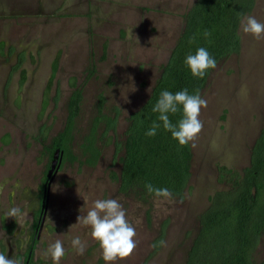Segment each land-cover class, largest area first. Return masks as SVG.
Wrapping results in <instances>:
<instances>
[{
	"label": "rangeland",
	"instance_id": "1",
	"mask_svg": "<svg viewBox=\"0 0 264 264\" xmlns=\"http://www.w3.org/2000/svg\"><path fill=\"white\" fill-rule=\"evenodd\" d=\"M200 1L0 0V216L18 208L20 216L8 219L23 237L38 220L53 160L48 148L66 127L73 91L83 95L71 145L77 160L61 164L52 182L32 264H52L44 253L56 240L65 248L60 264H105L90 230L77 223L96 199L118 200L136 230L135 251L116 264H185L202 216L230 189L220 168L244 174L251 166L264 133V38L239 28L238 52L215 67L203 90V129L190 142L192 175L183 194L142 200L122 194L114 178L121 174L130 118L150 98ZM246 16L264 23V0H254ZM101 97L102 115L114 124L109 130L107 120L98 125L100 155L90 165L84 144ZM76 236L85 244L83 255L71 248ZM253 258L264 263V237Z\"/></svg>",
	"mask_w": 264,
	"mask_h": 264
},
{
	"label": "trees",
	"instance_id": "2",
	"mask_svg": "<svg viewBox=\"0 0 264 264\" xmlns=\"http://www.w3.org/2000/svg\"><path fill=\"white\" fill-rule=\"evenodd\" d=\"M253 6L254 0H201L189 12L185 30L150 98L130 118L124 156L121 159V174L114 177L120 181L122 194H134L142 200L153 198L155 196L150 195L145 188L148 183L155 188H167L173 197L183 194L192 175L191 146H179L172 139L171 133L163 129L162 124L155 136H146L145 133L158 116L151 109L163 90L175 94L187 89L190 95L198 91L202 98L203 90L215 68L208 70L203 79L193 77L184 64L186 56L204 47L215 58L217 66L238 52L241 19L251 12ZM205 31L211 32L207 39L203 35ZM193 37L194 41L189 43ZM4 45L2 43L1 48ZM57 69L58 60L53 65L50 87ZM25 79L24 74L22 84ZM82 101V90L76 88L69 100L66 127L48 148L51 157L58 149L63 152L62 164L69 159L77 160L71 152V145ZM103 104L104 99L101 97L99 116L92 134L84 144L85 152L90 153L86 160L90 165H95L100 155L94 137L98 125L107 120L109 130L114 124L112 119L102 115ZM180 118L179 111L169 114L173 124ZM220 181H227L230 189L219 193L213 206L202 216L199 233L185 264H255L253 255L264 237V133L256 143L251 166L244 174L221 167ZM46 182L47 178L44 179L43 187ZM38 227L39 223L36 224Z\"/></svg>",
	"mask_w": 264,
	"mask_h": 264
},
{
	"label": "clouds",
	"instance_id": "3",
	"mask_svg": "<svg viewBox=\"0 0 264 264\" xmlns=\"http://www.w3.org/2000/svg\"><path fill=\"white\" fill-rule=\"evenodd\" d=\"M240 30L256 40L264 38V23L259 22L254 16L243 17ZM203 35L207 39L211 36V32L205 31ZM194 39V37L190 39L189 43H192ZM209 43H211L210 40ZM184 64L193 77L203 79L208 70L216 67V60L206 48L200 47L195 54L186 56ZM206 107L207 101L201 98L198 91L190 95L187 89L175 94L163 90L151 109L153 113H158V122L153 121L145 135L155 136L162 124L163 129L171 133L172 139L177 141L179 146H187L198 137L203 129V123L199 117L201 109ZM178 111L181 113V118L173 124L169 119V114H176ZM145 188L150 195L158 198L168 199L172 196L167 188H155L150 183L145 184ZM7 215L13 218L19 217L20 210L12 208ZM77 223L90 230V238L99 245L101 258L105 264H116L117 261L126 260L136 249V230L128 222L126 211L116 199H96L86 214L77 217ZM72 227L73 225L70 229ZM70 243L72 249L83 255L85 244L79 236L72 238ZM44 255L51 258L52 264H60L65 255L63 242L56 240L49 244ZM0 264H20V262L16 258L9 259L4 254H0Z\"/></svg>",
	"mask_w": 264,
	"mask_h": 264
},
{
	"label": "flooded vegetation",
	"instance_id": "4",
	"mask_svg": "<svg viewBox=\"0 0 264 264\" xmlns=\"http://www.w3.org/2000/svg\"><path fill=\"white\" fill-rule=\"evenodd\" d=\"M47 184L48 179L45 187H43L41 209L37 214L38 220L35 225L32 226L33 231L31 228L25 231V237L22 235V229L14 220H9L8 215L0 216V254H4L6 258H16L20 264L33 263L35 251L40 240L41 228L44 226L46 213L48 211L49 200L47 202L46 198ZM37 223H39L38 229L36 228Z\"/></svg>",
	"mask_w": 264,
	"mask_h": 264
},
{
	"label": "water",
	"instance_id": "5",
	"mask_svg": "<svg viewBox=\"0 0 264 264\" xmlns=\"http://www.w3.org/2000/svg\"><path fill=\"white\" fill-rule=\"evenodd\" d=\"M62 161H63V152L60 149H58V150H56V152L53 155L51 168H50V170L47 173V179H48V184H47V187H46L47 202L49 200V194H50V191H51L52 182H53L57 172L60 169Z\"/></svg>",
	"mask_w": 264,
	"mask_h": 264
}]
</instances>
